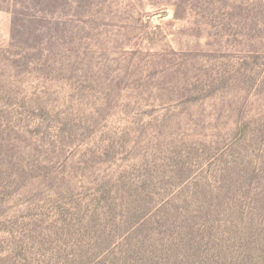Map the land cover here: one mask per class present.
<instances>
[{"label": "rangeland", "instance_id": "374dc122", "mask_svg": "<svg viewBox=\"0 0 264 264\" xmlns=\"http://www.w3.org/2000/svg\"><path fill=\"white\" fill-rule=\"evenodd\" d=\"M66 13L0 11V264H264V0Z\"/></svg>", "mask_w": 264, "mask_h": 264}, {"label": "trees", "instance_id": "16d2710c", "mask_svg": "<svg viewBox=\"0 0 264 264\" xmlns=\"http://www.w3.org/2000/svg\"><path fill=\"white\" fill-rule=\"evenodd\" d=\"M113 2L114 0H0V11L8 12L13 17L12 38L16 42L13 48L21 49L20 53L13 55L28 57L29 52L46 50L42 45L30 43V40H42L41 43L48 41L52 34L51 29L46 26L62 10L67 11L66 15L74 27H79L77 22L83 23L85 19L94 23L98 19L93 20L92 17Z\"/></svg>", "mask_w": 264, "mask_h": 264}]
</instances>
